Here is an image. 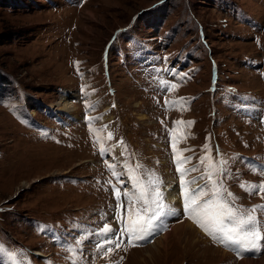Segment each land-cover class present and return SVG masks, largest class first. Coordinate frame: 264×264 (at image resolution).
<instances>
[{
	"label": "rangeland",
	"instance_id": "374dc122",
	"mask_svg": "<svg viewBox=\"0 0 264 264\" xmlns=\"http://www.w3.org/2000/svg\"><path fill=\"white\" fill-rule=\"evenodd\" d=\"M176 157L241 212L264 205L251 191L264 184V0H0V264L262 258L264 241L243 257L198 223L167 252L153 244L163 229L97 250L105 223L120 232L142 206L115 205L114 175L174 185L181 201Z\"/></svg>",
	"mask_w": 264,
	"mask_h": 264
},
{
	"label": "snow or ice",
	"instance_id": "6c2138e0",
	"mask_svg": "<svg viewBox=\"0 0 264 264\" xmlns=\"http://www.w3.org/2000/svg\"><path fill=\"white\" fill-rule=\"evenodd\" d=\"M86 107L91 108L94 105H86ZM177 123L181 122L178 121ZM109 138H111V133ZM105 151L107 149L102 147L101 154L103 155ZM173 152L175 154V147H173ZM190 159L191 157L184 158L185 161ZM201 159L203 160L204 158ZM176 160L177 171L181 173L180 186L183 196V211L191 218H194L207 234L212 236L213 239L219 240L225 246H235L241 251H260L262 241H264V233H262V229H264V205H254L248 213L241 212L234 202H230L225 197L224 189L217 186L216 181H212L213 173H207L208 180L212 182V187L206 191L207 184H197V181L204 177H193L185 180V175L196 169H183L179 163L180 158L176 157ZM227 163L225 160L220 161L222 176L227 175ZM137 167L139 168L140 166L137 165ZM109 168H114V165H109ZM119 175L122 174H117L118 178ZM131 179L133 190L131 192L125 191L122 195L128 201L140 202L142 206L137 210L135 217L131 213L129 214L127 222L120 232H117L108 224H104L103 228L98 232V235L102 237V242L97 244L98 251L106 245L114 244L116 248H119L125 235L128 237L129 242L143 241L158 230H162L161 222L165 217L174 214L171 204L166 203V188L162 190L160 183L156 180L137 183L136 177H131ZM121 183L125 185L124 181H121ZM192 184H196V187H186V185ZM251 191H264V184H253ZM120 195L117 190L118 200ZM227 195L231 197L233 194L229 192ZM122 206L119 205L118 207ZM257 209L261 212L260 218L252 214ZM141 212L143 215H140ZM108 251L111 252L112 248L109 247ZM72 264H79V262H72Z\"/></svg>",
	"mask_w": 264,
	"mask_h": 264
},
{
	"label": "bare ground",
	"instance_id": "6f19581e",
	"mask_svg": "<svg viewBox=\"0 0 264 264\" xmlns=\"http://www.w3.org/2000/svg\"><path fill=\"white\" fill-rule=\"evenodd\" d=\"M60 96V95H59ZM60 98H61V101L62 102H64V104H63V107L64 108H68V107H66V106H68V104H67V102H66V97L65 98H62L61 96H60ZM66 105V106H65ZM70 106V105H69ZM164 183H167V182H164ZM163 183V184H164ZM162 184V185H163ZM175 184V183H174ZM166 185V184H165ZM162 186V190H164L165 188H166V199L167 200H169V201H172V202H177V203H181V204H183V196L182 197H180V199H181V201H179V199H177V197H176V194H175V189H176V187H174V185H166V186ZM178 189V188H177ZM179 190V189H178ZM179 193H182V190L180 191V192H178V196H179ZM176 214V213H175ZM186 215V217L188 218V219H185V218H179L178 216H174V215H169V216H167L169 219L168 220H163L162 221V224L164 225V228L166 227L165 225H169L170 224V222H172V221H170L171 219H173V222H175V223H173V224H171L170 225V227H168V228H166V233L164 234V232H165V229H164V231L161 233V235H160V238L159 239H157L155 242H153V244H155L156 243V245H159V247H161L162 248V250H164V252H167V250H168V247H169V245H170V240L172 241V239L174 238V239H177V241L179 242V243H181V242H185V243H187L188 242V240H186V239H188L189 237H191V233H189V230H191L192 232H194V233H196V234H200L198 231H197V229H195L192 225L195 223H197L196 222V220L194 219V218H191L188 214H185ZM179 220H181V221H183V222H185V223H183V224H181V223H179L178 221ZM164 234V235H163ZM173 239V240H174ZM209 240V239H208ZM206 243H207V240L205 239L204 240ZM184 243V244H185ZM197 244V243H196ZM228 248H231L232 250H236L237 248L236 247H234V246H227ZM222 251V250H221ZM224 252V251H223ZM226 252V251H225ZM224 255H225V253H224ZM153 257L154 256H152V255H150L149 256V258H150V260L151 259H153ZM243 257H246V256H243ZM243 257H241V259L243 258ZM250 257V256H249ZM258 257H260V255L259 256H255L254 258H258ZM254 258H252V259H248V258H246V259H243V260H241L240 261V263L239 264H264V256H262V258H260L259 260H256V261H253V259Z\"/></svg>",
	"mask_w": 264,
	"mask_h": 264
}]
</instances>
